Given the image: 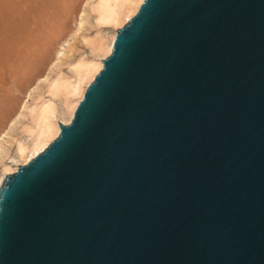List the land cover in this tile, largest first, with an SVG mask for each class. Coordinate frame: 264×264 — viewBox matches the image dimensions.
Here are the masks:
<instances>
[{
	"label": "water",
	"instance_id": "obj_1",
	"mask_svg": "<svg viewBox=\"0 0 264 264\" xmlns=\"http://www.w3.org/2000/svg\"><path fill=\"white\" fill-rule=\"evenodd\" d=\"M70 124L0 188V264H264V0H144Z\"/></svg>",
	"mask_w": 264,
	"mask_h": 264
},
{
	"label": "bare ground",
	"instance_id": "obj_2",
	"mask_svg": "<svg viewBox=\"0 0 264 264\" xmlns=\"http://www.w3.org/2000/svg\"><path fill=\"white\" fill-rule=\"evenodd\" d=\"M143 2L82 0L74 12L71 32L55 43L43 68L28 80L24 97L0 126V188L9 174L43 152L59 136L61 123L72 122L87 88L103 69L104 59L112 54L118 30L137 14ZM108 28L111 31L105 32ZM71 38H79L90 52H75ZM19 124L25 138L14 136Z\"/></svg>",
	"mask_w": 264,
	"mask_h": 264
},
{
	"label": "rangeland",
	"instance_id": "obj_3",
	"mask_svg": "<svg viewBox=\"0 0 264 264\" xmlns=\"http://www.w3.org/2000/svg\"><path fill=\"white\" fill-rule=\"evenodd\" d=\"M81 2L0 0V126L24 97L28 80L43 68L55 43L71 32L74 12ZM92 24L93 21L87 28ZM109 31L111 28L105 30ZM70 42L76 45L75 52H90L79 38H71ZM15 130L14 136L26 137L22 124Z\"/></svg>",
	"mask_w": 264,
	"mask_h": 264
}]
</instances>
